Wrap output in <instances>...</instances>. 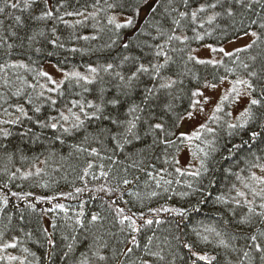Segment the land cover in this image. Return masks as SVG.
<instances>
[{"label":"snow or ice","instance_id":"obj_1","mask_svg":"<svg viewBox=\"0 0 264 264\" xmlns=\"http://www.w3.org/2000/svg\"><path fill=\"white\" fill-rule=\"evenodd\" d=\"M118 13H126L122 23L117 22ZM66 17L77 19L73 23ZM138 17L143 27L135 42L119 45L125 51L117 58L88 64L85 72L57 64L59 78L33 67L38 62L32 57L48 46L64 49L67 41L98 39L77 35V25L92 21L99 33L110 31V42L101 50L111 49L121 39L119 30L136 27ZM57 25L73 31L62 40ZM228 29L237 40L243 36L251 42L233 51L204 43L217 31L227 37ZM193 42H200L199 47L193 48ZM133 43L139 54L130 48ZM199 48L213 55L201 58ZM69 51L96 50L72 47ZM216 55L229 58L231 65H224ZM190 65H224L225 74L201 77ZM185 98L187 106L180 110L178 101ZM0 113V161H4L0 167V262L55 264L56 257L66 264L67 260L71 264H176L178 259L182 264H264V0H93L79 7H73L72 0H0ZM13 126H17L15 132ZM225 131L227 137H240V142L231 147L225 144L228 155L221 159L228 162L230 157L243 156L217 170L215 156L221 152L220 136ZM78 134L81 139L69 145L68 157L54 150L57 143L65 145ZM13 136L30 145L46 144L47 156L40 161L43 153L29 157L19 145L10 147L4 141ZM101 152L112 166L120 167L105 170L100 164L97 176L90 171L93 163L87 162L78 176L85 187L75 188V193L87 190L90 175L93 180L108 181L109 186L100 185L97 190L119 193L123 201L124 206L116 200L109 205L110 223L118 225L119 236L107 227V215L95 212L86 218L81 210L72 217L63 203L29 218L26 210L37 211L32 198L50 202L57 196L10 191L16 179L45 173L40 163L47 166L58 156L60 160L84 154L100 157ZM17 158L31 166L13 171L9 165L15 167ZM125 161L130 163L125 166ZM141 183L146 191L127 193L135 197L132 206L139 205L133 212L130 202L123 200L127 190L122 192L121 186ZM59 195L74 198L72 192ZM10 197L15 198L16 212L9 210ZM173 197L183 203L147 206L155 198L171 201ZM21 202L25 208H20ZM209 205L214 218L207 223L196 221L195 239H190L184 227L193 214H201ZM57 210L64 212L72 229L62 234V240L70 242L60 251L53 235L54 219L52 230L40 223ZM161 214H170L174 229L158 236L152 226L168 222ZM29 224L33 225L30 230ZM81 229L91 243L75 256L76 245L82 242L74 233ZM37 231L48 245L39 256L19 235L31 239ZM35 242L39 244L40 237ZM201 245H211L212 253ZM17 248L19 255L8 251ZM181 249L187 250V259L179 255Z\"/></svg>","mask_w":264,"mask_h":264},{"label":"trees","instance_id":"obj_2","mask_svg":"<svg viewBox=\"0 0 264 264\" xmlns=\"http://www.w3.org/2000/svg\"><path fill=\"white\" fill-rule=\"evenodd\" d=\"M93 2V0H80V3L77 4L75 0H72L73 7H79L80 5H90ZM91 10V9H89ZM16 14H20L17 12ZM121 14V13H120ZM125 15L126 13H122ZM70 22H75L77 18L75 17H66ZM117 22H123L117 21ZM102 24H107L106 19L101 20ZM92 21H89L84 26L77 25L75 28V32L77 35L84 36H92L96 35L98 36V39L96 40H71L67 41L65 44L64 49H58L55 46H48L46 47L45 51L37 54L32 57L34 61H37L38 63L33 65V67H36L37 69L42 70V65L46 62H54L56 64L63 65L66 69L73 68L74 66L77 67L80 71L85 72L86 66L88 64H95V63H103L106 59L112 60L114 58H117L120 53L124 52L125 50L120 47L119 45H122L123 43H127L129 41L135 42L136 37L138 36L140 32V28L143 27V19L141 21H138L137 18V26L134 28H125L119 30V35L121 39L117 42L118 46H114L111 49L103 48L101 50V46L109 43V35H111V32L107 29L104 33H99L96 29L92 28ZM59 32L58 35L61 36V39L64 40L72 31L73 29L67 28L64 25H57ZM111 28V26H108ZM222 27H227L226 25L222 24ZM236 27H239L237 25ZM228 36L224 37L220 35V32L217 31L212 36L205 37L204 43H214V44H221L227 40H230L234 37L232 33V29H228ZM190 34V33H189ZM200 42H193L192 47L198 46ZM76 47L78 49L83 48L85 50L87 49H95L96 51H85L83 53L77 52L72 53L69 51L70 48ZM130 48H132L134 54H139V50L135 49L134 43L130 45ZM259 49L254 50L251 54L255 55ZM51 52L53 55L49 56L48 53ZM222 60L224 61V65H231V61L227 57H222ZM224 65H220L219 67L214 68L213 66H192L193 71L198 73L201 77L207 76L210 73H215L217 75H224ZM29 79H32V76H29ZM231 79V77H230ZM41 83L44 81L41 80ZM195 83V81H193ZM78 90V89H77ZM55 95V94H53ZM187 106V99L185 98L182 101H178V107L180 110H183V107ZM6 107V105H5ZM52 114H55L54 112ZM238 115V113L236 114ZM0 116H2V113H0ZM95 127V124L91 125L89 130L91 131L92 128ZM17 126H13L12 130L15 132ZM244 139H247V135L245 133H241ZM48 136H52V131H48ZM81 139V136L78 134L75 139H69L65 145H60L57 143L54 146V150L59 151V155H62L64 157H68V153L71 151V148L69 147L70 144L76 143ZM5 143H8L11 146L19 145V147L23 148L25 154L29 157L33 156L34 154H40L43 153V155H40V161H43L45 157L47 156V152H45V148L47 145L45 144L43 147L39 145H30L27 141L20 142L15 136L8 138L4 141ZM240 137H227L226 131L221 132L220 136V148L221 152L216 154L215 160L217 163L214 165L217 170H222V168H226L229 166V164H234L236 159H240L243 156V153H240L237 155L236 158H229L228 162H225L221 159L222 155H228L226 151H224V146L227 144V147H231L232 143H239ZM93 146H97L93 144ZM106 155V153L101 152L100 157H94V156H88L86 154L84 155H75L72 158L60 160L59 156L55 160H50L49 164L46 166L43 163H40L38 166L45 168V173L41 174L40 177H29L27 179H21L18 178L15 181H13L12 187L10 191L12 192H32L34 196H52L56 195L57 200L55 201H39L32 198V202L36 203L37 205V211L36 213H32L31 210H26V215L31 217H35L40 213L41 209H48L49 207H52L55 203H63L70 209L67 215L74 217L77 212H80L83 210L85 213V217H89L91 213L100 212L104 215H107L109 217V221H105L107 227L111 229L113 232H117L118 225L113 226L111 221V211L109 208L110 201L116 200L117 204L120 206L123 205V201L118 199L119 193L116 194H110L105 191H98L100 185H105L106 187L109 186V182L106 181L104 178H100L98 180H93L91 175L87 177L88 183H87V190L82 191L81 193H75V188L80 187L84 188L85 185L82 181L78 179V176L82 174V170L84 167H86L87 162L93 163L94 167L90 171H94L97 176H99L100 168L99 165L103 164L105 166V170L108 169L111 165V162L104 159L103 157ZM119 159L123 160L124 157L121 155ZM129 161H125V166L129 164ZM4 161H0V167H3ZM159 167V162H157ZM30 163L28 161H20L18 158L15 161V167L12 165H9V167L15 171V168H21L23 170H26L28 167H30ZM113 171L116 170L117 167H120L119 165L112 166ZM240 167H243V164L240 165ZM34 170V169H33ZM171 170V169H170ZM123 175V172L120 173ZM219 175V171L217 173ZM136 175H141L140 173H136ZM131 178V176H129ZM6 180V177L3 178ZM43 183H48V188H43L40 185ZM173 187L180 189V185H173ZM125 189L127 190L126 194L123 197V200H128L130 203L128 207L132 209L133 212H136L139 208V205L137 204L136 207H133V203H135V197L130 196L127 193H132L136 191H140L143 193L145 190L143 183L139 185H131V186H121V191L124 192ZM7 191V190H6ZM68 193L72 192L74 198H70L67 196H60L59 193ZM10 195V193H9ZM10 205L9 210L12 212H16L14 205L16 203L15 198L10 197ZM179 201V198L173 197V200L166 201L164 198H155L150 204L147 206L150 207H158L160 205H163L165 203L168 204V206H174L177 205V202ZM194 202V201H193ZM179 203H183V201H179ZM83 206V208H81ZM25 204L23 202L20 203V208H25ZM209 206H205L204 211L197 215L193 214L191 217V222L187 224L186 227H184V232L188 234V237L190 239H195V237L192 234V228L196 226V221L203 220L205 223L208 222L210 218H214V214L209 210ZM146 211V208H145ZM64 212L62 210H57L56 212L48 213L47 216H44L41 218L40 223L43 224L45 227H49L51 229V223L54 219L57 227L53 230V235L57 241V250H64V245L70 241H63L62 240V234H68L72 231L70 227H68V224L71 223L70 221L66 222L64 219ZM162 218L167 223H163L159 227L153 225L152 231H155L156 234L159 236L162 233L166 234V230L174 229V223L173 218L170 216V214H161ZM15 223V220H14ZM33 225L29 224L28 229H32ZM16 233H11V235H15ZM78 240H80L82 243H78L76 245L78 251L75 253V256H79V251L86 250V245L91 243V239L85 240V236L88 235L85 233L82 229L74 233ZM148 235H151V231L147 233ZM21 240L24 241V243L29 246L32 251L37 252V255H41V253H46L48 249V245L45 243L44 239L42 238V234L39 233V231L36 232V234L31 238H25L23 233H19ZM117 235L120 234L117 232ZM37 237H40V243L37 244L35 241ZM8 237H5L7 239ZM107 238V237H106ZM143 242V240H142ZM111 243H116V238H113L111 240ZM201 247H204L206 251L209 253H212V246H204L201 245ZM13 255H19L20 254V248H17L15 250L9 249L8 250ZM179 255L181 257H184V259H187V250L181 249L179 252ZM55 261V264H66L65 260L58 259L56 257L53 258ZM0 264H6V262H0ZM67 264H71V260H67ZM176 264H182L181 260H177Z\"/></svg>","mask_w":264,"mask_h":264},{"label":"rangeland","instance_id":"obj_3","mask_svg":"<svg viewBox=\"0 0 264 264\" xmlns=\"http://www.w3.org/2000/svg\"><path fill=\"white\" fill-rule=\"evenodd\" d=\"M117 17H118L117 21H122L124 15L122 13L121 14L118 13ZM141 20L142 19L138 17V21H141ZM250 42H251V38L250 37L241 36V38L239 40H237L236 37H234V38H232L230 40H227V41H225V42H223L221 44H214L213 43V45L216 46V47H225L226 50L233 51L235 47H242L246 43H250ZM198 47H199V45L198 46H194L193 48H198ZM198 54L201 56V58H209L210 56L213 55L205 48H199V53ZM222 57H223L222 55H216L215 58L222 59ZM56 66H57V64L54 63V62H46V63H44L42 65V70L49 71L50 73H53L56 78H59V73H58V71H56ZM69 69H71V68H69ZM227 86H228L227 84L223 85L221 87L220 91L222 92L223 88L227 87ZM237 113H238V111L235 112V114H237ZM189 130H191V129H189ZM181 162L183 163L184 161L182 160Z\"/></svg>","mask_w":264,"mask_h":264}]
</instances>
